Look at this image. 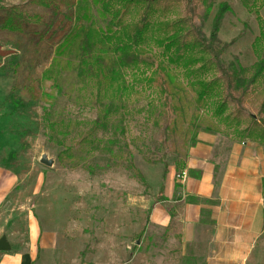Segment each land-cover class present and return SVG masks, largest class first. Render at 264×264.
<instances>
[{"label": "rangeland", "instance_id": "1", "mask_svg": "<svg viewBox=\"0 0 264 264\" xmlns=\"http://www.w3.org/2000/svg\"><path fill=\"white\" fill-rule=\"evenodd\" d=\"M28 1L0 0V9L17 8L26 18L53 23L48 11L28 6ZM33 1L55 8L60 17L83 7L93 31L104 25L90 6L92 0ZM194 7L193 26L204 41L219 16L215 42L226 49L218 62L239 85L234 104L218 117L216 92L199 105L195 100L196 83L216 76L197 75L195 67H165L152 33L143 50L164 68L175 111L164 107L154 88L142 85L151 78V69L117 67L114 44L92 39L87 52L55 61L57 43L51 32L0 31V154L7 155L17 181L13 198L2 207V222L6 217L13 224L0 231L7 254L26 252L29 221L36 228V243L44 241L47 248L36 253L34 264L181 263L165 233L146 230L162 173L181 168L198 133L236 140L246 132L251 139L262 134L264 141V73L253 88L246 86L264 62L259 37L264 35V1L199 0ZM181 18V8H171L156 13L152 22ZM135 22L133 12L125 24ZM96 58L106 67L100 106L83 66ZM94 125L97 130L85 137ZM63 151L68 153L64 159Z\"/></svg>", "mask_w": 264, "mask_h": 264}, {"label": "crops", "instance_id": "2", "mask_svg": "<svg viewBox=\"0 0 264 264\" xmlns=\"http://www.w3.org/2000/svg\"><path fill=\"white\" fill-rule=\"evenodd\" d=\"M6 159L0 154V231L9 222L1 220L2 207L17 185ZM25 230L26 252L0 254V264H34L47 249L36 243L33 222ZM146 230L174 242L179 264H264V146L196 134L181 168L160 184Z\"/></svg>", "mask_w": 264, "mask_h": 264}, {"label": "trees", "instance_id": "3", "mask_svg": "<svg viewBox=\"0 0 264 264\" xmlns=\"http://www.w3.org/2000/svg\"><path fill=\"white\" fill-rule=\"evenodd\" d=\"M199 0H92L91 8L95 9L98 19L104 25L93 31L90 18L85 8H74L70 13L60 17L55 8L41 1L29 0L28 6L48 11L53 23L43 25L35 18H26L19 9H0V31L8 34H19L28 28H40L51 32L57 43L53 53V59L57 61L65 55L73 52H87L91 46V40L96 39L100 45L114 44L119 69L125 68H148L152 70L151 78L143 81L144 87L154 88L163 101L166 109L175 111L173 95L167 91L165 71L160 64H156L143 50L146 36L156 35L153 45L161 52L165 67L181 68L187 70L195 67V73L201 76L213 74L215 79L205 83H196V103L199 105L217 93V107L214 112L216 117L220 116L225 107L233 105L232 95L239 88L237 79L227 75L219 65V59L225 51V47H218L215 42L216 27L219 20L217 16L212 24L208 40L204 41L199 31L193 26L195 21V4ZM181 8L182 18L173 23L153 24L152 19L156 13H163L167 9ZM136 13V22L125 24L130 14ZM260 33L262 32L259 27ZM264 40V35L260 34ZM87 49V50H86ZM55 65V62H54ZM84 69L93 80L95 96L99 99L105 90V63L100 58L90 63L83 64ZM264 73V62L255 67L252 77L248 79L246 86L253 88L261 75ZM243 74V73H241ZM239 76V75H238ZM247 121L254 127L253 119ZM262 125V124H260ZM255 128V127H254ZM97 130L94 125L85 135L91 136ZM244 138L264 146L263 135L251 139V133H243ZM255 141V142H254ZM67 151L60 156L66 157ZM165 177L162 173L161 180Z\"/></svg>", "mask_w": 264, "mask_h": 264}, {"label": "water", "instance_id": "4", "mask_svg": "<svg viewBox=\"0 0 264 264\" xmlns=\"http://www.w3.org/2000/svg\"><path fill=\"white\" fill-rule=\"evenodd\" d=\"M41 165H43V164L41 163ZM45 167H47V165ZM7 252H8V248H7L4 240L0 239V254H6Z\"/></svg>", "mask_w": 264, "mask_h": 264}, {"label": "built area", "instance_id": "5", "mask_svg": "<svg viewBox=\"0 0 264 264\" xmlns=\"http://www.w3.org/2000/svg\"><path fill=\"white\" fill-rule=\"evenodd\" d=\"M179 180H180V182H181L183 179H182V178H180Z\"/></svg>", "mask_w": 264, "mask_h": 264}]
</instances>
